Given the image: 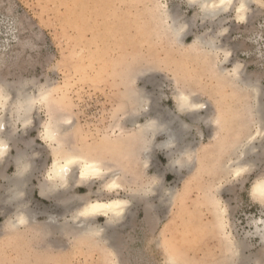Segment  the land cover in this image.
I'll use <instances>...</instances> for the list:
<instances>
[{"label":"rangeland","instance_id":"rangeland-1","mask_svg":"<svg viewBox=\"0 0 264 264\" xmlns=\"http://www.w3.org/2000/svg\"><path fill=\"white\" fill-rule=\"evenodd\" d=\"M169 15L188 24L181 40L173 35ZM199 36L214 38L219 48L198 43ZM235 65L241 66L244 77L258 79L264 91V0L251 5L245 23L235 21L234 10L221 23L205 21L189 0H0V80L13 94L22 88L30 94L49 90L53 101L51 108L37 104L30 127L25 133L21 130L20 147L30 142L28 150L35 155L31 197L26 201L40 212L39 222L46 220V211L57 212L54 216L64 211V198L41 196L56 156L40 136L51 109L70 119L63 136L66 149L105 160L128 176L122 179L123 190L112 193L103 188L109 179L74 181L68 193L74 199L71 206L96 199H131L139 186L155 178L163 191L175 187L172 201L158 197L135 206V215L119 230L121 264H171V255L177 264H238L230 257L225 236L238 239L254 231L249 221L264 216V207L252 195L253 184L264 173V142L259 149L262 160L251 163L239 177L232 176L230 166L237 160L233 154L241 153L247 136L256 130L255 109L247 108L254 98L234 81ZM151 81L157 82L155 86ZM178 85L194 90L203 103L219 110L223 124L215 128L201 123L193 131L197 163L179 176L169 169L162 151L144 165L134 140L151 113L139 107L138 98L147 94L161 99L158 108L175 111ZM132 113L141 114L135 123L128 121ZM15 153L12 147L11 155ZM254 159L253 155L249 161ZM15 170L11 163L5 174L11 176ZM219 207L227 210L225 228L218 222ZM70 214L62 215V221ZM4 221L0 214V225ZM94 222L106 223L102 218ZM67 237L61 238L66 247L53 249L32 227L1 236L0 264L116 262L103 240ZM256 242L246 254L260 248Z\"/></svg>","mask_w":264,"mask_h":264},{"label":"bare ground","instance_id":"bare-ground-1","mask_svg":"<svg viewBox=\"0 0 264 264\" xmlns=\"http://www.w3.org/2000/svg\"><path fill=\"white\" fill-rule=\"evenodd\" d=\"M189 1L198 7L202 18L211 23H216V21L221 23L232 10L235 11V21L237 23H245L248 20V12L251 5L257 3V0ZM176 13L174 12V15ZM166 18L171 20L169 21L170 28L176 40H181L187 30L188 24L178 22V17L175 16L169 15ZM211 36H213V33ZM197 39L198 43L200 42L207 48L214 50L219 48L215 39L212 37L207 39L199 36ZM225 54L228 56V53ZM223 67L225 68V66ZM242 72L241 66L235 65L233 79L241 84L242 89L251 92L253 95L254 104L252 106L248 105L247 108L255 109L256 123L254 125L256 126V130L247 136L241 146V153L237 154L235 152L233 154L237 157V160L234 163L231 161L233 164L230 166V174L235 177H239L249 170L251 163L257 165L263 158L259 149L263 148L264 135H258L257 129L264 127V103L262 102L264 91L258 79L248 78L247 75L244 77ZM155 82L152 84L154 85ZM175 90V111L158 108V102L161 99L154 100L147 94L138 98L139 107H145L144 111L151 113H147V120L145 124L140 126V131H138L136 139L134 140L139 145L137 152L144 160V165L153 162L154 155L157 151H162L169 158V169L174 170L179 176L182 170L194 169L197 163L199 151L198 144L195 141L196 135H192L193 131L201 123L213 125L215 128L221 127L223 124L219 110L214 109V107H211L206 102L203 103L197 92L180 85ZM52 102L49 90L42 91L40 94H30L22 88L13 94L10 87L4 85L2 80H0V176L4 182L0 186V214L5 215V221L0 225V237L16 233L23 228L30 229L32 227L34 231L39 230L45 236V246L47 248L53 247L54 249V247H66L67 244L61 239L63 237L93 236L103 240L111 248L110 250L113 251L116 258L114 264H121L122 242L119 237V230L126 225L130 217L135 215V206L143 203L149 204L150 201H154L158 197L165 202L166 196H169V201H172L175 197V187L163 191L161 185L157 184L158 178H155V181L145 182L139 186L131 199L119 197L107 201L96 199L86 202L84 206L78 207L77 205V208H75V205L74 207L71 206V202L74 199L68 193L73 187L74 181L86 182L97 179H109L105 182L103 188L112 193L123 190L124 181L122 179H127L128 176L122 170L114 169V166L105 162V160L75 154L72 149H66L64 147L65 139L63 136L66 130L70 128V119L65 118L61 114H54L50 109L48 122L44 126L40 136L53 147L56 156L47 172V185L41 189V196L49 199L55 197L64 198L61 200V202L63 201L64 211L63 214L61 212L60 215L57 214L56 216L54 215L57 212L53 215L46 211V220L39 222L38 216L40 212L37 209H31L26 201L31 197L29 193L31 191L29 182L33 176V172L36 170V163H34L35 155L30 154V142H27L25 148L20 147L23 141V133L21 130L24 132L30 127L31 120L34 119L33 116L37 104L44 103L48 108H51ZM140 115L138 113L136 115L133 114L128 121L135 123L140 118ZM211 131L213 132V130ZM213 134V137H217L218 132H214ZM161 136L163 140L159 141ZM12 147H15L16 150L14 156L11 155ZM253 155L255 159L249 161V158ZM69 159H73L76 162L68 164ZM11 163L14 164L16 170L13 175L9 176L5 174V169ZM86 163L94 165L95 168H86ZM65 167L67 171H62ZM81 172L84 173L83 176H81ZM237 172L240 174L237 175ZM161 175L158 174V176ZM138 180L139 178L136 179V181ZM252 195L264 207V173L253 184ZM85 212L87 214L82 215ZM68 213H71V218L65 216L64 221H62L61 216L67 215ZM217 215L219 224L224 228L227 227L229 223L227 210L224 207H219L217 209ZM100 218L104 219L106 223L103 226H96L94 220ZM249 225L254 227V231L247 232L244 236H239L240 238L238 239H235L234 236H225L226 248L230 253V257L235 258L238 264H264V216L250 220ZM254 240H258L256 245L260 248L256 249L255 253L251 252L248 255L246 251L254 249V247L256 248L253 243ZM169 258L171 264H177L172 255Z\"/></svg>","mask_w":264,"mask_h":264},{"label":"snow or ice","instance_id":"snow-or-ice-1","mask_svg":"<svg viewBox=\"0 0 264 264\" xmlns=\"http://www.w3.org/2000/svg\"><path fill=\"white\" fill-rule=\"evenodd\" d=\"M257 134L258 135H264V127H262L261 129H257ZM76 161L75 160H73V159H69L68 160V164H73V163H75ZM85 167L86 168H95V166L94 165H91V164H85ZM62 171H67V168L65 167V168H63L62 169ZM240 173L239 172H237V175H239ZM84 175V173L83 172H81V176H83ZM94 207H97V206H94ZM87 213L85 212V213H82V215H86Z\"/></svg>","mask_w":264,"mask_h":264}]
</instances>
